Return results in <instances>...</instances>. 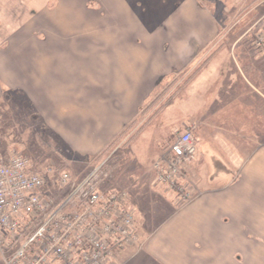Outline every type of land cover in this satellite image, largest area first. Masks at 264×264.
Here are the masks:
<instances>
[{
	"label": "crops",
	"instance_id": "obj_1",
	"mask_svg": "<svg viewBox=\"0 0 264 264\" xmlns=\"http://www.w3.org/2000/svg\"><path fill=\"white\" fill-rule=\"evenodd\" d=\"M49 2L23 0L29 14L23 12L19 26L2 43L0 103L21 93L51 136L71 151L105 148L122 132L123 119L146 88L175 67L191 66L220 44L213 59L224 50L237 63L240 41L264 23V0H55L47 10ZM75 4L77 17L72 16ZM246 18L253 21L248 28L242 23ZM239 23L242 31L234 40L231 34ZM19 65L25 67H12ZM74 68L79 69L75 79L69 73ZM209 68L216 75L206 79L202 74L193 82L215 87L216 94L210 95L217 97L223 94L218 89L223 74L218 78L221 70ZM227 68L235 75L236 92L223 95L230 109L226 123L214 122L207 113L194 123L200 133L191 171L198 179L199 166L210 167L209 185L165 223L184 232L186 264H215L219 240L232 246L226 254L232 264L242 263L244 255L251 257L246 264H256L254 251L264 248V81L252 70ZM130 196L133 206L140 202L138 190ZM235 231L239 235L233 237ZM252 237L259 239L249 252ZM149 239H144L147 249L158 254L155 245L149 248Z\"/></svg>",
	"mask_w": 264,
	"mask_h": 264
},
{
	"label": "rangeland",
	"instance_id": "obj_2",
	"mask_svg": "<svg viewBox=\"0 0 264 264\" xmlns=\"http://www.w3.org/2000/svg\"><path fill=\"white\" fill-rule=\"evenodd\" d=\"M76 1L80 2V0H75V3ZM22 2L23 0H0V48L6 36H9L19 26L18 22L23 12L25 11L26 15L29 14V11L23 8ZM51 2L55 3V0ZM51 2L47 10H50ZM90 4L91 10H94L93 3ZM228 5H232V2L230 1ZM73 11L72 16L77 17L80 7L73 8ZM252 22L250 18H246L242 23H246L245 27L248 28ZM240 25L239 23L233 28L231 38L234 40L242 31V28H239ZM219 51H221V44L216 49L199 55L191 66L175 67L171 73H168V76L164 77V80H157L152 84V88H146L140 97L139 104L132 107L130 117L123 119L122 122L126 125L122 132L108 141L106 147L100 151L82 152L81 149L71 151L66 148L67 145L61 143L59 138L51 136L26 97L21 93L10 95L8 99H3L0 103V163H6L13 153L28 159L30 169L45 177L46 183L40 192L56 200L62 199L71 190L68 185L60 184V177L64 173L69 174L70 181L76 184L91 176L90 180L93 183L96 182L97 189L101 192L126 190L134 194L138 190L140 202L136 203L133 209L139 240L135 245L116 253V264H169L162 260L161 255L169 258L172 264H186V257L182 253L185 246L181 239L184 232L176 231L174 226L165 224L172 219L171 217L181 206L175 204L173 195L168 194L165 187L152 184L154 175L151 166L183 131V124H190L189 128L192 130L193 138H199L200 132L197 129L194 130V123H197L202 113L209 114L211 120L217 123H226V114L230 109L223 95L227 91H230V96L234 95L236 82L233 83L234 73L225 71L227 67H240V65L236 52L234 54L238 65L224 50L213 59L211 54ZM57 57L59 62L61 59L65 60L62 56ZM26 66L32 67L28 64ZM209 67H218L221 70L218 72V78L223 74L218 88L223 94L219 93L217 97H213L217 92L215 87L207 89L204 86L206 84L199 79L196 84L193 82L194 78L202 74V77L206 75V79H209L211 73L216 75L214 68V72H209ZM78 70L74 68L69 71L73 74V79L76 78ZM35 96L36 101H39L36 93ZM105 159L109 160L104 164ZM187 167L191 171V164ZM199 169L198 179L194 177L192 171H189V178L200 195L201 187L207 188L209 185L208 178L211 168L201 164ZM161 225L164 228H161ZM219 234L220 237L225 238V231ZM237 234L235 231L233 237ZM148 236L152 238V240L149 239V248L155 245L156 252H159L155 253V256L149 251L150 249H147L149 241L144 243L145 237ZM256 236L255 233L254 237ZM254 237H252L249 252L259 239ZM166 240L170 241L166 243L169 246L164 244ZM228 244L227 241L223 240L221 243L219 240L216 248L217 254L213 256L217 259L215 264H232L227 263L226 254L232 248ZM254 253L256 255L252 259L253 263L264 264V248L262 250L257 248ZM244 257L240 264H246L251 259L249 256L244 255ZM0 264H2L1 257Z\"/></svg>",
	"mask_w": 264,
	"mask_h": 264
},
{
	"label": "built area",
	"instance_id": "obj_3",
	"mask_svg": "<svg viewBox=\"0 0 264 264\" xmlns=\"http://www.w3.org/2000/svg\"><path fill=\"white\" fill-rule=\"evenodd\" d=\"M253 48L264 55V36ZM195 141L187 129L152 165L155 182L178 204L193 199L186 177ZM60 177L70 192L56 200L43 195L45 177L13 154L0 164V257L2 264H116V253L137 242L134 211L126 192H101L91 176L76 184Z\"/></svg>",
	"mask_w": 264,
	"mask_h": 264
},
{
	"label": "trees",
	"instance_id": "obj_4",
	"mask_svg": "<svg viewBox=\"0 0 264 264\" xmlns=\"http://www.w3.org/2000/svg\"><path fill=\"white\" fill-rule=\"evenodd\" d=\"M254 29L253 33L263 32L264 33V23ZM246 39V40H245ZM239 43V50L237 59L239 61L240 67L246 74H250L249 70L254 73L259 74V79L264 81V57H260L252 50L251 41L249 38H245ZM109 160V159H108ZM107 160V161H108Z\"/></svg>",
	"mask_w": 264,
	"mask_h": 264
}]
</instances>
